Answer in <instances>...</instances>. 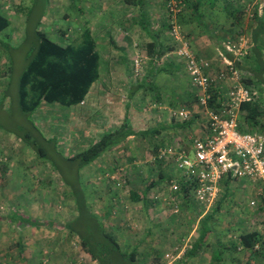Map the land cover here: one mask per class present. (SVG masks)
Here are the masks:
<instances>
[{
  "label": "rangeland",
  "instance_id": "rangeland-1",
  "mask_svg": "<svg viewBox=\"0 0 264 264\" xmlns=\"http://www.w3.org/2000/svg\"><path fill=\"white\" fill-rule=\"evenodd\" d=\"M197 1L143 0L141 6L135 7L125 0H0V14L10 20V26L0 32V220L16 210L27 217L71 223L76 218L77 207L58 167L68 180L73 181L74 172L63 163L62 157L76 155L107 131L119 128L126 120V105L130 104V123L135 128L161 133L129 139L81 172L88 210L115 228L116 237L129 245V251L138 248L137 264H209L184 257L193 241L187 237L192 232L194 218H186L187 232L170 226L167 232L171 240L167 242L165 238L166 242L161 243V237L167 234L161 215L170 206L156 198L167 190L173 166L161 163L159 152L164 145H184L185 137L190 135L174 125H180L174 116L176 111L191 113L190 122H202L204 126L206 123L200 101L202 92L192 85L185 60L175 52L187 43L198 59L208 63V71L219 87L223 84L219 77L227 72L225 59L239 62L234 56L228 57L225 44L230 42L238 48L244 38L249 46L252 43L250 55L255 45L252 32L256 15L263 16L264 0H228L240 12L237 21L220 9L211 15L203 7L201 14H197ZM174 27L178 28V36L173 35ZM86 28L96 38L101 55V78L89 97L79 106L43 103L35 114H23L19 103L20 81L37 52V32L66 45ZM123 32L130 38L126 42H130L131 49L127 57L122 55L129 69L122 63V69L114 72L117 61L114 43H125ZM156 34L163 48L172 49L161 59L150 57L147 50ZM259 45L264 58V41ZM205 50H212V56L201 53ZM164 64H173L176 69L161 73ZM243 75L251 76L245 71ZM116 76L124 79L118 84ZM232 84L233 81H228L223 86L227 89ZM141 85L144 88L136 91ZM248 86L255 88L256 97L264 102L257 83ZM132 90L135 93L131 98ZM244 119L250 131L264 133L263 119L257 123ZM34 127L49 140L48 144L44 143L46 159L39 158L20 138L25 132L35 134ZM177 139L180 143H175ZM227 182L222 183V191L235 192L218 206V216L222 217L218 221L239 225V218L251 217L256 224L264 222L259 210L264 200L254 198L257 193L264 194V184H256L254 188L246 180H236L227 188ZM131 193H138L143 201H133ZM254 200L256 203L252 205ZM190 202L182 200L180 207H190ZM3 225H7L6 220ZM30 229L23 233L24 248H20L14 243L18 231L1 226L3 253L15 255L21 249L26 250L32 256L20 264H98L81 248L80 239L64 226ZM231 256L235 258V254ZM236 256L242 257L240 252ZM245 263L243 259L236 264Z\"/></svg>",
  "mask_w": 264,
  "mask_h": 264
},
{
  "label": "trees",
  "instance_id": "trees-1",
  "mask_svg": "<svg viewBox=\"0 0 264 264\" xmlns=\"http://www.w3.org/2000/svg\"><path fill=\"white\" fill-rule=\"evenodd\" d=\"M227 1L228 0H198L195 11L197 14H201V9L204 7V9L209 11V14L212 15L215 13L214 10L220 9L237 21L239 19L238 13L240 12L233 8ZM125 2L135 7L143 4V0H125ZM256 19V24L252 32L255 45L250 55L236 62V67L241 72L245 71L251 75L244 77L243 82L246 85H248V83L252 85L257 83V88L264 94V58L262 56V48L259 45L260 41H264V8L263 16L256 15ZM9 26L10 20L0 14V32L6 30ZM37 35L39 37L37 52L23 72L20 81L19 103L21 112L31 116L40 109L43 103L59 104L65 107L79 106L87 99L93 86L100 80L101 76L99 44L91 29L86 28L82 30L75 40L66 45L52 41L43 32H37ZM158 38L159 35L156 34L153 40L147 45V50L150 57L154 58L157 56L161 59L172 49L163 48L158 42ZM228 57L233 59L232 54H228ZM172 66L173 64L164 65L160 72L171 73V70L173 71L176 69ZM247 66L249 67L247 68ZM141 88H144V86L141 85L139 88L135 89L137 91V89ZM134 93V90H132L130 94L131 98ZM211 93L213 97L209 102V106L213 107L221 94L214 90H211ZM261 101L260 98H256L253 102L246 103L242 106V112H247L246 118L248 121L257 123L260 118L264 120V102ZM130 107V104L126 106V120L119 128L113 131H107L99 140L84 148V150H81L76 155L71 157H62L63 155H61L63 163L68 165L71 171L74 172L73 181L72 179L68 180L64 175V171L61 170V167L55 164L59 172L64 176V180L62 178L64 185L71 188L72 195L70 196L74 199L75 206L77 207L76 218L71 223L62 224L54 220L46 221L30 216L27 217L21 215L19 211L12 214L9 218L10 221L23 228L33 227L39 229L45 227L57 229L60 226H64L65 229L80 239L81 248L98 264H137L136 261L139 257L138 248L135 247L132 251H129V245H124L116 237L115 228H111L102 218L99 219L89 212L85 193V181L82 179L84 175L81 174L83 170L88 169L96 163L102 155L115 146L129 139L147 138L161 133L159 130L154 129L140 130L135 128L133 124L130 123ZM191 119L192 117L183 122L178 121V123L189 125ZM34 128L36 135L32 132H25L24 134H20V138L26 145L36 151L35 153H37V156L39 155V158L46 159L48 158V152L47 149L44 148V143L48 144L49 140L47 141L39 129L36 127ZM165 147L164 145L161 149ZM159 161L164 163L161 160ZM164 164L168 165L166 163ZM82 180L84 181L83 183ZM227 181L228 188L230 179ZM182 195L184 201L192 200L193 205L194 203L197 204L192 198L190 187L185 186ZM131 199L133 201H143V198H141L138 193H131ZM213 217L214 216L205 218L202 223L200 237L198 236L199 239L191 246V249H189L186 254V258L196 256L198 252L201 251L207 236L211 233L207 223H209ZM259 244L264 245V241L256 232L242 234L239 237V245L251 254L257 252L262 253V250L259 249ZM256 246H258V248H256ZM254 249L259 250L256 251Z\"/></svg>",
  "mask_w": 264,
  "mask_h": 264
},
{
  "label": "built area",
  "instance_id": "built-area-1",
  "mask_svg": "<svg viewBox=\"0 0 264 264\" xmlns=\"http://www.w3.org/2000/svg\"><path fill=\"white\" fill-rule=\"evenodd\" d=\"M178 34V28L174 27L173 35ZM251 47L252 43L249 46L244 38L238 48L230 42L225 44L227 52L237 60L246 57ZM175 53L185 60L192 85L202 92L200 101L206 115L205 137L194 138L187 145L166 146L158 155L159 160L173 166V173L167 190L156 199L168 204L177 214L185 186L191 188L197 204L210 210L218 203L225 180L264 184V133L252 132L241 123L242 106L253 102L257 92L243 82V72L234 61L225 59L227 72L219 77L223 84L218 87L208 71V63L198 59L187 43ZM228 81L233 84L225 89L223 85ZM211 90L221 94L213 107L209 106L213 97ZM174 116L183 122L191 118V113L176 111ZM257 198L264 200V194L257 193ZM255 203L256 200L251 204Z\"/></svg>",
  "mask_w": 264,
  "mask_h": 264
},
{
  "label": "crops",
  "instance_id": "crops-1",
  "mask_svg": "<svg viewBox=\"0 0 264 264\" xmlns=\"http://www.w3.org/2000/svg\"><path fill=\"white\" fill-rule=\"evenodd\" d=\"M127 4V3H126ZM131 6V5H130ZM124 35H128L127 32H123L122 36H123V40H125L123 43V45H118L117 43H114V50L116 53V57H117V61L115 62V64L113 65V70L114 72H116V70L118 69H122V63H126L127 61L125 59L122 58L123 57H127L128 54V50L131 49L130 47V42H126L130 41V38L127 36L125 37ZM131 51V50H130ZM212 50H205L203 53L204 55H207L208 57L212 56ZM120 54V55H119ZM221 54V53H220ZM215 58V56L213 57V59ZM122 59L125 60L124 62H122ZM211 59V60H213ZM217 59V57H216ZM126 66V70L129 69V67L127 66L128 64H125ZM167 65V64H164ZM120 67V68H119ZM101 78V76H100ZM124 79V77H122V79L118 78L116 76V81L118 82V84L120 83V81H122ZM92 91V90H91ZM90 91V93H91ZM89 93V95H90ZM89 95L87 96V98L89 97ZM127 106V105H126ZM263 107V105H262ZM264 109V107H263ZM247 112L243 111L241 113V123L243 124L244 128L249 129L248 126L245 124V117ZM176 125V124H174ZM178 125V124H177ZM176 125V126H177ZM171 128H173V125L170 126ZM168 127V128H170ZM178 127L183 128L184 131L187 130L188 132H190V135L185 137V143L184 145H187L191 142L192 139L194 138H199V137H205V126L202 122H200V124H197L195 122H191L189 125H184V124H180L178 125ZM182 129V130H183ZM250 130V129H249ZM165 131V130H164ZM166 132V131H165ZM187 135V134H186ZM182 141V140H180ZM175 143H180L179 140H175ZM236 180H230V183H235ZM229 183V185H230ZM251 184V183H250ZM254 188H257L256 184H252ZM234 190L230 191V189H226L224 191H221V197L218 201V203L211 208L210 210H206L203 206H199L198 204L194 205L192 204V202H190L191 204H189L190 207L187 206H181L180 207V211L179 213L175 214L172 211V208H167L164 213L161 215V217L163 218V225L162 227L165 226L166 228V233L165 236H162L160 242L161 243H165L167 239V242H169L171 239L168 236V232H169V228L170 226H175L177 229L180 228V231H184L187 232L185 229V225L187 224V222L185 221L186 218H190V219H195L194 221H192V225L190 227H192V232L190 233V235H186L188 236L187 239H189V241H191V239H193L192 243H190V246L188 244V248L191 249V246L194 244V242H196L200 237V231L202 230V223L204 222L206 217H211L214 216L208 224V228L211 230L210 235L207 236L206 241L204 246L202 247L201 251L198 252V255L191 257L192 261L195 262L196 260L201 261V262H208L209 264H231V262L234 261V263H238L243 261V259L245 260V262L247 264H264V245L259 244L260 248L262 250V253H250L249 251H247L246 249H244L242 246L239 245V237L242 234H247V233H253L256 232L258 233L261 237L262 240L264 241V222H259V223H255L254 219H252L251 217H246L245 219H238V224H235L234 222H230V221H218L219 218H222L220 216H218V206L220 205V203H222V201H225L226 199L232 198L234 194ZM257 192H254V194H256ZM252 194V192H251ZM257 197V194L255 195L254 198ZM260 213L263 214L264 217V206L260 205L259 207ZM16 210H12L10 213H8L3 219L4 220H0V228L2 227H6L9 226V229L18 231V235L16 236L17 239L15 240V245L20 247V248H24L23 243H22V239L24 238V232L25 231H32L30 229V227L27 228H23L18 226L16 223H12L10 221V217L12 216L13 213H15ZM219 212V211H218ZM197 213L199 215H197ZM217 213V216H216ZM164 215V216H163ZM1 219V217H0ZM5 220L7 221V225H3L5 223ZM264 220V219H263ZM3 224H2V222ZM178 223V225H177ZM252 224V225H251ZM249 226L247 229H245L246 226ZM185 228V229H184ZM190 229V228H189ZM168 230V232H167ZM238 231V232H237ZM150 233V230H149ZM33 234V232H32ZM148 235V234H147ZM145 236L144 238L146 239L148 236ZM1 236V235H0ZM186 239V241H187ZM188 241V242H189ZM188 249V251H189ZM259 249H254V250H259ZM22 252H18L17 254L13 255L8 253V251L6 253H3V248L0 247V259L2 261L3 264H20V262L22 261H27L29 257H31L32 255H27L25 253L26 250L21 249ZM237 252H240V255L242 257L236 256ZM254 252V251H253ZM235 254V258H231L233 254ZM187 254V253H186ZM186 254L184 257H186ZM190 259V258H189ZM184 260H182L180 263H183ZM245 263V264H246Z\"/></svg>",
  "mask_w": 264,
  "mask_h": 264
}]
</instances>
